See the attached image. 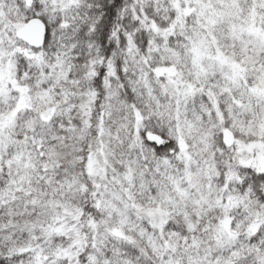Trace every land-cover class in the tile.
Here are the masks:
<instances>
[{"label": "snow or ice", "instance_id": "1", "mask_svg": "<svg viewBox=\"0 0 264 264\" xmlns=\"http://www.w3.org/2000/svg\"><path fill=\"white\" fill-rule=\"evenodd\" d=\"M0 264H264V0H0Z\"/></svg>", "mask_w": 264, "mask_h": 264}]
</instances>
